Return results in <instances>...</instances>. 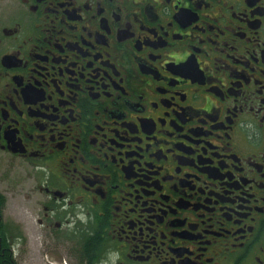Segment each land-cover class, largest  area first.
Returning <instances> with one entry per match:
<instances>
[{
	"label": "flooded vegetation",
	"instance_id": "flooded-vegetation-1",
	"mask_svg": "<svg viewBox=\"0 0 264 264\" xmlns=\"http://www.w3.org/2000/svg\"><path fill=\"white\" fill-rule=\"evenodd\" d=\"M2 167L61 264H264V0H0Z\"/></svg>",
	"mask_w": 264,
	"mask_h": 264
},
{
	"label": "rangeland",
	"instance_id": "rangeland-1",
	"mask_svg": "<svg viewBox=\"0 0 264 264\" xmlns=\"http://www.w3.org/2000/svg\"><path fill=\"white\" fill-rule=\"evenodd\" d=\"M1 174L2 181L7 182L0 188L8 200L5 222L18 229L15 258L20 264H61V240L49 237L39 225L44 212L32 197L30 177L19 171L11 173L9 167H2Z\"/></svg>",
	"mask_w": 264,
	"mask_h": 264
}]
</instances>
